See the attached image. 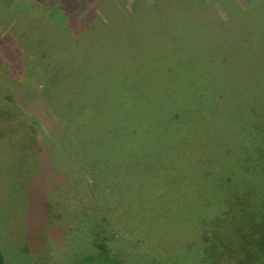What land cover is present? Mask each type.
I'll return each instance as SVG.
<instances>
[{
	"label": "rangeland",
	"instance_id": "rangeland-1",
	"mask_svg": "<svg viewBox=\"0 0 264 264\" xmlns=\"http://www.w3.org/2000/svg\"><path fill=\"white\" fill-rule=\"evenodd\" d=\"M159 1L118 0L132 12L159 9ZM185 1L197 11L215 7L231 25L249 24L259 3ZM17 16L0 0V32ZM50 37L52 61L71 58L64 38ZM153 39L146 32L135 42ZM10 45L0 40L4 264H104L89 259L102 245L120 264H202L201 232L225 233L235 250L264 223V48L253 57L256 78L250 52L236 79L231 65V77L206 72L202 81L194 56L161 60L158 51L70 71L60 65L34 83L29 70L39 72L41 58L11 56ZM27 97L36 103H21ZM217 254L206 264H238Z\"/></svg>",
	"mask_w": 264,
	"mask_h": 264
},
{
	"label": "trees",
	"instance_id": "trees-1",
	"mask_svg": "<svg viewBox=\"0 0 264 264\" xmlns=\"http://www.w3.org/2000/svg\"><path fill=\"white\" fill-rule=\"evenodd\" d=\"M165 2L166 0L158 2L159 9L149 5L132 12L118 0H10V6L18 10V16L16 23L6 30L1 29L0 40L11 41L9 50L11 56L17 57L24 52L39 55L42 61L39 64L40 71L33 70V67L29 70L30 76L34 75L32 80L34 83L39 80V75L40 80H43L60 65H63L66 71H70L103 65L119 57L146 58L158 51L161 53L157 57L161 60L194 56V59H198H195L194 65L201 73L202 81H210L206 72H209L208 76L219 75L220 79L231 77V65L233 80L236 79L244 69L246 70L245 52H250V62L256 78L260 66L257 67L253 57L264 48V0H258L259 3L254 6V16L250 18L249 24L240 22L233 25L230 18L225 20L215 15V7L205 6L197 11L193 7L194 1L188 4L184 0L180 4H171L170 7ZM250 9L251 7L247 8ZM97 13L102 14L107 22L96 20ZM19 17L23 19L29 17L30 20L23 25ZM137 21H147L149 27L136 28ZM146 32L154 33L158 40L136 43L135 39ZM55 33L64 38V43L71 51V58L52 61L57 48H54L56 43L50 36ZM195 34H202L207 39L198 38ZM19 40L22 41L21 44ZM154 41L156 42L153 43ZM51 51L53 56L50 61ZM31 64L34 65L35 61ZM64 69L62 71H65ZM247 79L246 77V83ZM27 98L28 101L22 100L21 103H36L34 98ZM45 124L47 125L46 121ZM50 126L48 123V127ZM214 229L212 230L216 231ZM254 229L258 231L252 232V238L240 241V248L235 250L233 240L225 233L214 237L206 231L201 232L204 243L208 244L202 257L204 259L202 264H206L211 253L216 251L220 255L219 261L225 254L230 258H237L238 264L264 259V223L256 225ZM101 247L103 248L101 253L89 256V259L93 257L91 263L97 259L104 264H120L107 253L104 245ZM4 258L0 249V264H4Z\"/></svg>",
	"mask_w": 264,
	"mask_h": 264
}]
</instances>
